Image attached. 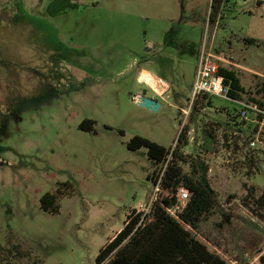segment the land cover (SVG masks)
Instances as JSON below:
<instances>
[{"label": "rangeland", "instance_id": "rangeland-1", "mask_svg": "<svg viewBox=\"0 0 264 264\" xmlns=\"http://www.w3.org/2000/svg\"><path fill=\"white\" fill-rule=\"evenodd\" d=\"M52 1L0 4V264H96L127 215L155 196L157 166L128 143L139 135L174 146L184 126L185 152L207 158L232 214L226 225L214 212L197 237L230 264H259L264 217L243 200L249 186L264 190V121L244 118V103L227 97L213 96L193 119L191 110L204 43L250 92L264 82V0H225L215 21L212 0H75L57 16ZM144 69L162 93L138 81ZM142 88L158 110L139 104ZM86 119L95 131L80 129ZM210 122L221 124L215 148ZM50 193L59 194L57 213L45 207Z\"/></svg>", "mask_w": 264, "mask_h": 264}, {"label": "trees", "instance_id": "trees-1", "mask_svg": "<svg viewBox=\"0 0 264 264\" xmlns=\"http://www.w3.org/2000/svg\"><path fill=\"white\" fill-rule=\"evenodd\" d=\"M224 1L212 0L211 21H215L213 17L222 8ZM77 7L78 3L72 0H53L48 6V12L57 16ZM248 42L253 43L254 40L248 39ZM220 75L229 87L228 99L244 103L243 112L248 115L252 111L256 120L263 122L264 82L258 84L256 91L250 92L235 70L221 66ZM251 106H256L260 111L250 108ZM210 107H213V96H199L192 106L191 119ZM95 124V120L86 119L81 123L80 129L95 131ZM220 125L210 122L205 127L212 148L220 142L217 134ZM237 125L234 124L233 127ZM237 129L244 132V129ZM190 130L189 126H184L173 151L172 146H165L139 135L128 143L131 150L143 147L148 149L149 158L157 166L152 176H149L153 185L163 172L160 189L147 211L133 209L127 215L124 227L101 248L96 264H230L222 255L211 251L195 233L214 212L217 211L222 216L223 224L226 225L231 224L232 214L220 205L219 195L209 178L210 164L207 158L199 153L185 152L190 144ZM257 131L258 125L253 133ZM120 133L123 134V131ZM205 150L211 152L210 147ZM246 157L252 169L257 167L255 157ZM245 186L248 187L247 184ZM247 191L244 205L250 207L257 217L263 218L264 190L253 185ZM59 194L50 193L43 199L45 207L51 213L59 212ZM259 264H264V252L260 254Z\"/></svg>", "mask_w": 264, "mask_h": 264}, {"label": "built area", "instance_id": "built-area-1", "mask_svg": "<svg viewBox=\"0 0 264 264\" xmlns=\"http://www.w3.org/2000/svg\"><path fill=\"white\" fill-rule=\"evenodd\" d=\"M217 59H220V54L214 53L213 50L207 48V44L204 43L198 59L195 81L193 84L192 98L196 99L201 95L207 94L210 96L227 97L229 93V87L224 83V77L220 75L221 64ZM144 82V81H142ZM146 83V82H144ZM147 84V83H146ZM254 110L260 111L256 106H251ZM244 118L248 117L246 112H243ZM176 144L172 146L174 150ZM163 176V172L158 178V182L154 185L156 188L155 196L152 202L157 196L160 189V182ZM151 202V203H152ZM151 205V204H150ZM149 205V207H150Z\"/></svg>", "mask_w": 264, "mask_h": 264}, {"label": "water", "instance_id": "water-1", "mask_svg": "<svg viewBox=\"0 0 264 264\" xmlns=\"http://www.w3.org/2000/svg\"><path fill=\"white\" fill-rule=\"evenodd\" d=\"M139 104L150 110H158L161 107V103L158 100L148 96L147 88L144 89L142 95L139 97Z\"/></svg>", "mask_w": 264, "mask_h": 264}, {"label": "bare ground", "instance_id": "bare-ground-1", "mask_svg": "<svg viewBox=\"0 0 264 264\" xmlns=\"http://www.w3.org/2000/svg\"><path fill=\"white\" fill-rule=\"evenodd\" d=\"M141 80L148 83L149 85L153 86L154 89L156 91H158L159 93H162L164 88H165V85L164 83H159L158 85L156 84L157 83V80L155 78V75L148 72V71H144L142 72L141 74Z\"/></svg>", "mask_w": 264, "mask_h": 264}, {"label": "flooded vegetation", "instance_id": "flooded-vegetation-1", "mask_svg": "<svg viewBox=\"0 0 264 264\" xmlns=\"http://www.w3.org/2000/svg\"><path fill=\"white\" fill-rule=\"evenodd\" d=\"M72 2H75V0H72ZM1 3H4V4L6 5V0H0V4H1ZM144 89H145V88H142V89H141V94H139V97L142 95V92L144 91ZM152 89H153V91H154L155 93H158V91H156V90L154 89L153 86H152ZM149 90H150V89H148V96H149Z\"/></svg>", "mask_w": 264, "mask_h": 264}, {"label": "crops", "instance_id": "crops-1", "mask_svg": "<svg viewBox=\"0 0 264 264\" xmlns=\"http://www.w3.org/2000/svg\"><path fill=\"white\" fill-rule=\"evenodd\" d=\"M144 70L149 71L148 69H144ZM149 72H150V71H149ZM150 73H151V72H150ZM154 75H155V74H154ZM155 77H156V76H155ZM156 78H157V77H156ZM158 79H159V78H158ZM138 81H139V82H142L141 79H140V77H139ZM162 82H163V81H162Z\"/></svg>", "mask_w": 264, "mask_h": 264}]
</instances>
